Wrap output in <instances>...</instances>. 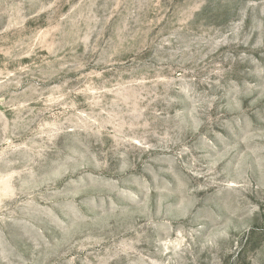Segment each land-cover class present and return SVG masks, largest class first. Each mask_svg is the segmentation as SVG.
<instances>
[{
  "label": "rangeland",
  "instance_id": "obj_1",
  "mask_svg": "<svg viewBox=\"0 0 264 264\" xmlns=\"http://www.w3.org/2000/svg\"><path fill=\"white\" fill-rule=\"evenodd\" d=\"M0 264H264V0H0Z\"/></svg>",
  "mask_w": 264,
  "mask_h": 264
}]
</instances>
